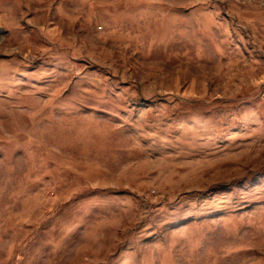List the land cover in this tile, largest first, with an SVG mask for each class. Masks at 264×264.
I'll return each instance as SVG.
<instances>
[{"label": "rangeland", "instance_id": "374dc122", "mask_svg": "<svg viewBox=\"0 0 264 264\" xmlns=\"http://www.w3.org/2000/svg\"><path fill=\"white\" fill-rule=\"evenodd\" d=\"M0 264H264V0H0Z\"/></svg>", "mask_w": 264, "mask_h": 264}]
</instances>
